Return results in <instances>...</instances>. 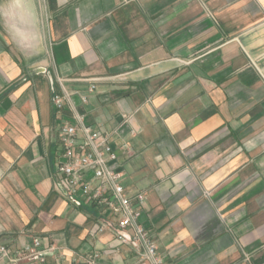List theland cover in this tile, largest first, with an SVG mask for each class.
<instances>
[{"label": "crops", "instance_id": "0c3cea01", "mask_svg": "<svg viewBox=\"0 0 264 264\" xmlns=\"http://www.w3.org/2000/svg\"><path fill=\"white\" fill-rule=\"evenodd\" d=\"M58 79L114 133L164 264H264V0H0V245L40 239L18 264H133L58 187Z\"/></svg>", "mask_w": 264, "mask_h": 264}, {"label": "built area", "instance_id": "2783aa9c", "mask_svg": "<svg viewBox=\"0 0 264 264\" xmlns=\"http://www.w3.org/2000/svg\"><path fill=\"white\" fill-rule=\"evenodd\" d=\"M80 80L92 81L87 92L94 90L97 79ZM58 81L61 91L53 96L54 107L58 112L63 108L70 111L69 117H62L58 133L60 151L55 169L58 187L71 199L97 211L99 217L92 234L110 229L119 242L135 247L138 258L133 264H164L150 229L140 221L144 192L131 194L120 182L122 170L117 163L118 152L112 138L114 133L86 125L73 96H78L80 102L85 104L88 94L67 89L63 84L64 79ZM121 147L130 150L128 142H122ZM107 219L110 222H106ZM128 231L131 233L127 236ZM44 251L37 237L15 252L6 245H0V264H18L34 256L42 261ZM97 256V253L94 254L84 264H96Z\"/></svg>", "mask_w": 264, "mask_h": 264}]
</instances>
